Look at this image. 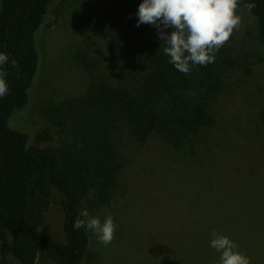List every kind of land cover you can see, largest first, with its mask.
Returning <instances> with one entry per match:
<instances>
[{
    "label": "rangeland",
    "instance_id": "1",
    "mask_svg": "<svg viewBox=\"0 0 264 264\" xmlns=\"http://www.w3.org/2000/svg\"><path fill=\"white\" fill-rule=\"evenodd\" d=\"M121 7L120 0L52 1L36 34L39 66L28 104L8 121L27 134L29 146L54 149L71 140L66 125L67 114L76 111L71 102L84 94L94 75L101 76V10L115 17V31L123 27L122 15L131 14ZM237 15L241 27L222 46L227 58L221 90L199 71L189 73L187 97L213 112V181L193 184L194 171L185 176L186 169L174 170L173 156L162 143H135L120 127L114 138V200L101 208L94 192L83 199L90 215L101 221L113 216L115 237L105 247L87 230L95 257L81 264H218L220 253L210 247L213 230L234 241L250 264H264V242L257 240L264 230L263 237L252 233L264 226V46L255 18L241 4ZM118 54L116 59L126 57ZM184 177L188 180L181 186ZM62 199L53 190L39 229L58 240L63 239ZM252 202L256 219L248 207ZM35 264L58 263L39 251Z\"/></svg>",
    "mask_w": 264,
    "mask_h": 264
},
{
    "label": "trees",
    "instance_id": "2",
    "mask_svg": "<svg viewBox=\"0 0 264 264\" xmlns=\"http://www.w3.org/2000/svg\"><path fill=\"white\" fill-rule=\"evenodd\" d=\"M52 1L0 0V53L10 58L3 65L9 92L0 98V264H35L39 251L58 264H81L95 257L89 253L87 230L73 225L89 191L101 208L114 200L118 157L114 138L120 127L135 143L155 139L162 143L173 156L174 170L186 169L185 176L194 171L189 179L193 184L213 181L211 106L187 97L192 86L189 74L168 62L155 26L136 27L142 0H120L121 8L131 14L122 15L123 27L115 31L113 26L119 23L101 10V76L94 75L84 94L71 102L76 108L66 118L71 140L54 149L29 146L27 134L9 126L11 116L28 104L39 66L36 34ZM247 2L256 5L250 14L264 46V0H240L242 6ZM54 15L60 16L58 9ZM118 53L126 57L116 59ZM226 58L221 47L213 63L194 65L191 71H199L217 89L220 84L221 90ZM53 190L63 195L62 240L39 230ZM253 203L248 207L256 219ZM257 229L252 233L263 237L264 226ZM257 240L262 244L264 237Z\"/></svg>",
    "mask_w": 264,
    "mask_h": 264
},
{
    "label": "clouds",
    "instance_id": "3",
    "mask_svg": "<svg viewBox=\"0 0 264 264\" xmlns=\"http://www.w3.org/2000/svg\"><path fill=\"white\" fill-rule=\"evenodd\" d=\"M239 6L240 0H142L136 13V27L155 26L158 38L163 41V51L170 58L168 62L178 71L189 74L194 65L213 63L215 53L241 27L242 17L237 15ZM255 7L251 2L243 4L249 13ZM166 29H172L170 34ZM9 59L7 54L0 53V98L9 92L5 79L8 73L3 68ZM11 64L14 69L18 66L14 59ZM73 227L93 232L106 247L113 241L117 226L111 214L101 221L85 207ZM210 247L220 253L218 264H250V258L238 251L234 241L215 230L211 233Z\"/></svg>",
    "mask_w": 264,
    "mask_h": 264
}]
</instances>
